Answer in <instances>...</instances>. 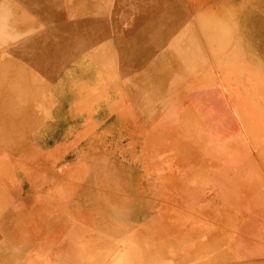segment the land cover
<instances>
[{"label": "rangeland", "instance_id": "rangeland-1", "mask_svg": "<svg viewBox=\"0 0 264 264\" xmlns=\"http://www.w3.org/2000/svg\"><path fill=\"white\" fill-rule=\"evenodd\" d=\"M78 4L72 47L33 54L12 43L0 66V79L9 71L0 80V193L9 197L0 212L13 209L15 234L45 236L46 257L62 264L175 258L186 250L175 243L181 228L194 239L203 224L227 230L223 260L236 235H264L254 231L264 229V38L243 18L264 12V1ZM116 203L126 224L142 227L136 235Z\"/></svg>", "mask_w": 264, "mask_h": 264}, {"label": "crops", "instance_id": "crops-1", "mask_svg": "<svg viewBox=\"0 0 264 264\" xmlns=\"http://www.w3.org/2000/svg\"><path fill=\"white\" fill-rule=\"evenodd\" d=\"M0 0V53H2V59L0 60V66L3 65V57L5 58V53L9 52L7 50L12 43H17V48L24 50L26 52L33 53L37 48L39 50H45L48 47H62L63 41L69 42L67 46L72 47V41L75 40L73 37L78 30V3H74L73 0H59V6L55 8H50L46 4L39 5L33 9L29 6L28 0ZM93 1V0H92ZM23 7V8H22ZM32 10L36 15V20L30 19L27 15L28 12ZM67 12V13H66ZM75 12V13H74ZM43 23L45 26L40 28L39 25ZM48 23V24H47ZM51 23V24H50ZM149 23H151L149 21ZM3 24V25H2ZM35 29V30H34ZM34 30L29 36L24 34L28 31ZM9 39H8V38ZM54 37V38H53ZM7 38L8 40H6ZM13 38V39H12ZM63 38V39H62ZM12 39V40H11ZM13 41V42H12ZM6 48V49H5ZM13 49V48H12ZM35 54V53H33ZM7 57V56H6ZM8 73V69L6 70ZM2 80V79H0ZM8 196L6 193H0V211L7 207ZM115 204V203H113ZM112 204V205H113ZM119 204V203H116ZM119 210L117 213L122 216V220H116L120 222L121 225L126 228L134 227V233L136 235L140 228L131 223H125L126 213L121 212V205L119 204ZM103 216H106L105 214ZM14 211L13 209L7 208L2 213L0 212V219L4 224H0V264H62L61 261H51L45 255V248L47 247V239L44 236L43 240H38L36 242L28 239L26 234L19 235L15 234L17 225L14 224ZM23 217V216H22ZM131 220H137L136 218H130ZM87 226V225H86ZM219 225H197L193 231L205 232L197 238L189 239L188 235H185V230L181 228L183 234L180 239H177L175 243H182L181 246L185 247L186 250H182L181 254L174 258V256H169L166 254L149 257V260L145 263L147 264H264V235L260 237H254L248 234L236 235L235 239L230 240V254L226 255L224 260L221 258V245L224 244L222 240V231H227L222 229ZM264 226V225H263ZM262 226V227H263ZM93 227V226H92ZM56 228H60V225H56ZM264 228V227H263ZM41 233L47 234V231L40 223L37 228ZM78 233L77 229L74 230ZM143 231V230H142ZM187 231V230H186ZM254 231H262L264 229H256ZM28 232V230L26 231ZM180 236V235H179ZM245 238L247 244L241 243L237 238ZM187 238V239H186ZM94 239V238H93ZM170 240H162L159 247H165L170 245ZM93 242V241H92ZM126 240H118L117 247L124 248ZM135 247L138 241L134 239ZM173 242V241H172ZM78 243V241H77ZM104 243L101 242V245ZM106 248L110 247L109 240H105ZM88 246L93 247V243H88ZM175 246V245H174ZM245 246V247H244ZM33 247L36 250L37 256L33 258L25 257L20 255V250L24 248ZM192 247V248H191ZM228 247V246H227ZM16 248V251L15 249ZM192 251V257L190 256V249ZM220 249L217 251L215 249ZM38 250V251H37ZM74 249L71 248V252ZM196 256V257H195ZM192 258V259H191ZM125 257L117 256L110 259L109 256L104 255H89L83 259L78 255H74V258L69 260V264H125ZM197 259V260H195ZM59 260V259H58ZM67 262V261H65ZM190 262V263H189ZM136 263V262H135ZM140 264V263H139Z\"/></svg>", "mask_w": 264, "mask_h": 264}, {"label": "bare ground", "instance_id": "bare-ground-1", "mask_svg": "<svg viewBox=\"0 0 264 264\" xmlns=\"http://www.w3.org/2000/svg\"><path fill=\"white\" fill-rule=\"evenodd\" d=\"M34 1H36L35 2V4H32ZM34 1H31V0H28V2H29V6L31 7V8H34V7H38L39 5H42V4H46V5H48L50 8H54V4H51V6L49 5L50 4V2H48L49 0H34ZM73 1H75L74 3H78V1L80 2L81 0H73ZM83 1H86V2H88V0H83ZM110 1V0H109ZM150 1H152V0H150ZM153 1H163V0H153ZM185 1H187V0H185ZM241 1V0H240ZM242 1H244V0H242ZM258 1H261V2H263L264 0H258ZM217 2H220V0H217ZM86 7V6H85ZM96 7V6H95ZM79 11V10H78ZM90 11V10H89ZM67 13V12H66ZM75 13V12H74ZM81 13V12H80ZM89 13V12H88ZM226 15V14H225ZM78 17V16H77ZM243 18L244 19H247V20H249L250 18L252 19L250 22H252L253 23V25H252V27H250V28H247V32L250 34V35H260V36H262V38H264V12L262 11V10H259V11H257L256 13H254V14H252V15H249V14H244V16H243ZM86 19V18H85ZM92 23V22H91ZM3 25V24H2ZM89 34V33H88ZM2 38V37H1ZM54 38V37H53ZM88 38V37H87ZM63 39V38H62ZM87 40V39H86ZM13 42V41H12ZM77 43V42H76ZM75 45V44H74ZM6 49V48H5ZM80 54V53H79ZM65 55V54H64ZM76 56V55H75ZM73 58V57H72ZM66 60V59H65ZM70 60H72V59H70ZM107 60V59H106ZM55 61V60H54ZM64 64V63H63ZM59 65V64H58ZM8 72L6 71V73H5V75L3 76V75H1V78L3 79H7L8 78ZM1 105V104H0ZM1 107V106H0ZM3 109V108H2ZM5 110V109H4ZM4 112V111H3ZM1 115V114H0ZM2 115H3V113H2ZM2 117V116H1ZM2 133V132H1ZM3 137V136H2ZM23 137V136H22ZM22 137H19V138H21V140H23L22 139ZM12 141V140H11ZM3 142V141H2ZM1 143V142H0ZM2 144V143H1ZM4 145H5V143H4ZM13 145V144H12ZM21 145V144H20ZM8 146V145H7ZM29 146V145H28ZM19 147V146H18ZM20 148V147H19ZM35 151V150H34ZM1 152V151H0ZM17 153V152H16ZM29 153H31V152H29ZM19 154V153H18ZM35 154V153H34ZM36 155V154H35ZM27 157V156H26ZM2 222V221H1ZM85 224V223H84ZM38 251V250H37ZM66 256L67 255H70V253L68 252V251H66V254H65Z\"/></svg>", "mask_w": 264, "mask_h": 264}]
</instances>
